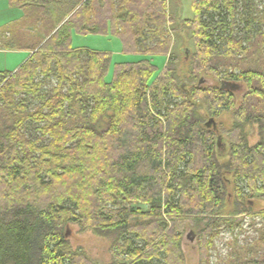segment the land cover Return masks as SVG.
Segmentation results:
<instances>
[{
	"label": "trees",
	"instance_id": "obj_1",
	"mask_svg": "<svg viewBox=\"0 0 264 264\" xmlns=\"http://www.w3.org/2000/svg\"><path fill=\"white\" fill-rule=\"evenodd\" d=\"M9 1L22 16L4 49L30 54L0 79V264H93L70 248V224L112 236V264H184L185 225L200 228L204 239L227 221L225 174L234 184L232 215L245 213L250 199H264V0H192L193 17L181 24L195 50L184 53L187 91L170 53L176 30L166 0ZM72 32L110 35L122 54L140 59L114 64L107 82L111 56L72 48ZM156 55L167 57L159 74ZM236 68L238 74L226 72ZM221 70L223 81L243 82L256 99L234 113L222 166L214 124L206 123L233 109L234 92L221 83L203 88L200 78H218ZM50 78L54 87L28 111L20 98L36 95ZM198 99L208 119L197 113ZM29 123L46 143L26 136ZM248 124L258 128L253 146ZM210 245L203 241L200 264Z\"/></svg>",
	"mask_w": 264,
	"mask_h": 264
},
{
	"label": "rangeland",
	"instance_id": "obj_2",
	"mask_svg": "<svg viewBox=\"0 0 264 264\" xmlns=\"http://www.w3.org/2000/svg\"><path fill=\"white\" fill-rule=\"evenodd\" d=\"M166 2L175 20L172 29L176 30L173 36L174 44L172 45L170 53L173 54L177 60L175 68L180 78V85L187 91L189 90L187 87L189 62L184 60V53L187 51L186 49H188L190 54H193L195 50L189 32L183 29L181 24L183 20H189L193 17L192 0H167ZM21 16V10L11 7L9 0H0V79L3 74L14 72L30 54L24 51H10L4 49V42L10 38V25L20 19ZM21 23L22 22L16 24V27L20 26ZM38 25H40V23H38ZM36 28L39 30L40 26ZM71 47L103 52L110 55L111 64L105 78L107 82L112 80L114 64L136 62L140 59L137 55L122 54V46L119 39L110 35L83 36L72 32ZM166 60V56L156 55L151 57V62L157 69L158 74L165 66ZM231 65H234V63L232 62ZM221 71L223 73L218 78L200 76L203 88H216L219 87L221 81L227 80L224 77L226 73L224 70ZM226 72L238 74L239 69H228ZM158 74L156 73V75ZM239 84H242V87L240 86L232 96L233 109L228 112H223L219 117L214 118V154L221 166L227 164L229 160L231 141L229 136L234 124V113L247 101L254 100L250 102L253 106L256 100L250 97V90L243 82L240 81ZM54 85L55 80L50 78V80L44 82L36 95L21 97L20 99L24 100V104L28 108L27 110L34 111L38 108L40 106L39 97L49 93ZM172 102L173 101L170 99L167 100V103ZM196 104L197 113L208 119V117L205 116L207 107L204 101L198 99ZM28 126L25 132L26 136L31 140L40 141V132L37 129L38 125L29 123ZM244 134L248 146L255 145L259 140L258 128L254 124L246 125ZM216 140L218 141L217 146ZM39 143H46V139ZM223 187L226 198L225 206L221 212V220L227 221L221 223L217 228H214L212 231L213 234L207 235L204 239L200 233V228L185 225L180 237V250L184 258V264H200V248L203 246V241H211V245L207 247V259L205 260V264H236L244 260L254 259L255 261H261V259H264V217L260 215L261 212L264 211V199L254 197L250 199L252 202L251 207L246 205L248 208L245 207V213L232 215L231 212L234 210L235 197L231 175L225 174L223 178ZM136 207L142 211L148 210L146 205H137ZM169 228L170 224L168 222L166 232ZM66 229L68 230L67 242L73 251L81 250L93 264H112L115 262L111 251L112 244L114 243V238L112 236H97L90 230L81 229L78 225H68L64 230L65 233ZM119 262H124V258L120 256ZM157 262L161 264L159 260H154V264H157ZM132 263V260L126 261V264Z\"/></svg>",
	"mask_w": 264,
	"mask_h": 264
},
{
	"label": "water",
	"instance_id": "obj_3",
	"mask_svg": "<svg viewBox=\"0 0 264 264\" xmlns=\"http://www.w3.org/2000/svg\"><path fill=\"white\" fill-rule=\"evenodd\" d=\"M220 88L223 90H230L235 92L236 90H238L240 88V85L235 84V83H228V82H221V86ZM210 124H214V121L212 119H209L208 122L206 123L207 126H209ZM65 237H68V230L66 229V233H65Z\"/></svg>",
	"mask_w": 264,
	"mask_h": 264
},
{
	"label": "crops",
	"instance_id": "obj_4",
	"mask_svg": "<svg viewBox=\"0 0 264 264\" xmlns=\"http://www.w3.org/2000/svg\"><path fill=\"white\" fill-rule=\"evenodd\" d=\"M167 1V0H166Z\"/></svg>",
	"mask_w": 264,
	"mask_h": 264
}]
</instances>
